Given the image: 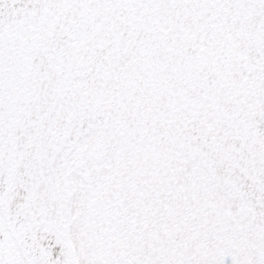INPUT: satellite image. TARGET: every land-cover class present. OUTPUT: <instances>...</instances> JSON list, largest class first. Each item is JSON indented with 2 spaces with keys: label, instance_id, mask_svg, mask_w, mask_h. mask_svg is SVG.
I'll return each mask as SVG.
<instances>
[{
  "label": "snow or ice",
  "instance_id": "6c2138e0",
  "mask_svg": "<svg viewBox=\"0 0 264 264\" xmlns=\"http://www.w3.org/2000/svg\"><path fill=\"white\" fill-rule=\"evenodd\" d=\"M0 264H264V0H0Z\"/></svg>",
  "mask_w": 264,
  "mask_h": 264
}]
</instances>
